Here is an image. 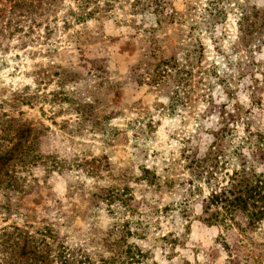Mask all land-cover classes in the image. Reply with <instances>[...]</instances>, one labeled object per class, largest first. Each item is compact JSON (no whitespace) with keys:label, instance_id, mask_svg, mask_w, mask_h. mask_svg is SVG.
<instances>
[{"label":"rangeland","instance_id":"1","mask_svg":"<svg viewBox=\"0 0 264 264\" xmlns=\"http://www.w3.org/2000/svg\"><path fill=\"white\" fill-rule=\"evenodd\" d=\"M240 153L264 176V0H0V264H264V219L204 220Z\"/></svg>","mask_w":264,"mask_h":264},{"label":"trees","instance_id":"2","mask_svg":"<svg viewBox=\"0 0 264 264\" xmlns=\"http://www.w3.org/2000/svg\"><path fill=\"white\" fill-rule=\"evenodd\" d=\"M21 137V135H20ZM241 160L240 168H233L228 176L226 185L219 190H212L204 200V212L208 216L204 219L210 224H216L223 228L236 227L240 232L254 230L264 219V176L257 174L244 159ZM224 156V155H223ZM219 153H212L197 165L198 179H214L219 163L226 164L225 158ZM238 157V156H237ZM2 163L10 159L9 156L0 157ZM26 162L24 159L21 160ZM230 161V160H229ZM229 163V162H228ZM26 164V163H25ZM202 174L205 176L203 177ZM189 183V182H188ZM237 220L236 218L239 217ZM241 233V234H242ZM229 249L228 244H224ZM62 256V252H59ZM239 264V263H237Z\"/></svg>","mask_w":264,"mask_h":264}]
</instances>
